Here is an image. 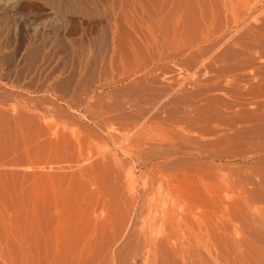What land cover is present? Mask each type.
Segmentation results:
<instances>
[{
    "label": "rangeland",
    "instance_id": "obj_1",
    "mask_svg": "<svg viewBox=\"0 0 264 264\" xmlns=\"http://www.w3.org/2000/svg\"><path fill=\"white\" fill-rule=\"evenodd\" d=\"M144 1L149 13L117 19L119 34L106 26L121 0L65 15L14 0L7 22L0 11V264H264V142L247 138L259 122L212 105L204 123L222 141L183 162L180 192L177 181L161 191L166 172L147 145L171 129L160 107H183L169 82L220 56L264 69V0ZM164 204L178 221L156 228ZM153 228L179 233L148 261Z\"/></svg>",
    "mask_w": 264,
    "mask_h": 264
},
{
    "label": "bare ground",
    "instance_id": "obj_2",
    "mask_svg": "<svg viewBox=\"0 0 264 264\" xmlns=\"http://www.w3.org/2000/svg\"><path fill=\"white\" fill-rule=\"evenodd\" d=\"M43 1H48L52 4L57 5L58 8H60L59 10H61L63 12V14L66 11L77 12L87 2V0H43ZM111 3H112V1H111ZM114 3H116V2H114ZM120 4L121 5L119 7L117 6L118 9H120L119 12H115V15L113 12H112V14H110L111 13L110 12V13H108L110 15H108V17H107L108 21H107L106 28H110L112 25V28H113L115 34H119V27H118L119 21L117 19L122 18V17L125 18L128 16V13H131V14H134L137 17V19L140 20L143 18V16L145 14L149 13L148 12L149 10L147 9V7L145 5L144 0H134L133 1L134 5H132V6L127 5V0H121ZM111 5H113V3ZM130 7L132 8V12H130ZM155 7H158V6L155 5ZM9 9H12L15 12L12 13V12H10ZM111 9H113V8H111ZM0 11L2 12L1 18L4 19L6 22L13 20L14 19L13 15H15V13L17 12L14 0H0ZM115 11H118V10L116 9ZM151 13H150L151 19L158 21V19L160 18L159 16L161 14L160 7L155 8L153 13L152 14ZM110 16L114 19H111ZM63 18H64V16H63ZM257 31H258V29H257ZM115 34L113 36V42H112V45H113L112 50L113 51L112 52L116 51V48H118V47H116V44L119 43V41H117V38L119 37V35H117L115 37ZM156 36L158 37V34H156ZM114 40H116V41H114ZM163 54H164V52H162V51H160L157 54V57H156L157 59L155 58L156 60L153 62L154 65L156 63L158 64V62L160 63L161 61L164 60ZM258 54L256 51V55H258ZM215 57H218V56H215ZM220 57H218V59H211L212 61H214L213 64H212V61H206L205 66L203 67V70L195 69L194 72L191 71L188 74L184 75L181 80H177V81H176V79L173 80V81H175L173 85L169 82V85H171L170 86L171 89L174 90L173 94H174L175 98L182 103L183 107L181 108L180 111H177L176 109H178V108L174 107L176 110V113H175V111L172 107H167V105L164 103L160 107L162 109V112L164 113V115L159 120L161 121V124L169 123V125L171 126V129H165V130L163 129L162 134H157V135L148 137V139L150 140L149 142H147V140H146L147 145H149L150 148H152L156 151V155H155V157L154 156L153 157L156 158L155 159L156 161H158V164H159L158 167L160 169L162 168L163 171L166 172V174H163L165 176V178L160 182V185H159L160 186L159 188H161V191L163 189H166L168 191L171 190L169 188L174 184L175 181H177V185H173V187L175 186L177 188L174 189L175 188L174 187L173 189L180 192L181 191V189H180L181 177L186 172L185 169L180 167L183 164V162L185 160L193 159V158L206 159V154L208 156V153H207L208 147L212 144L214 145V144L220 143L222 141V138H221L222 134L221 135L218 134V133H220L219 132L220 128L218 129L216 127H213V128H216V131H213V128H212L211 131H213V132L209 133L210 131L207 132V130L209 129L210 125H206L208 128L207 130H206V126H205V123L208 124V120L206 119V113H208V111L211 109L212 105H214V104L220 105V107H218V109L221 108L222 112H224L228 115H231L235 119H243L242 121H239V123L236 121L237 124H243L245 122H247V123H258L259 122L258 126L255 124H249L248 125L247 128H252V130L249 132L247 138L251 137L252 135H255L253 137L254 139L260 138L261 141L264 142V69L259 68V69L254 70L252 68L253 70L248 72L247 69H249L251 66H245V64H247V62L241 63V61L239 60V61H237L238 63H235L236 65H232L233 63H229L228 60H226L225 58L224 59L220 58ZM187 61H190V59H188V60L185 59L183 62L184 65L186 63H188ZM111 64H113L112 60H111ZM139 71H140V69H139ZM163 71H165V70H163ZM176 96H178V97H176ZM222 97L225 98L223 103H222ZM212 110L214 111V108H212ZM211 111H209V112H211ZM214 112H216V111H214ZM210 135H212V136L214 135V137L211 139ZM210 148H211V146H210ZM260 151L264 153V146L260 149ZM208 157H207V159H210ZM151 161H153V160H151ZM156 161H155V163H156ZM158 164H156V166ZM163 171H161V173ZM184 178H186V177H184ZM34 190H35L34 195L36 196L38 189L35 188ZM33 202H34V199H33ZM36 204H38V203H36ZM36 204H34V206ZM32 211H33L34 218H36L37 210L35 209V207H34V210H32ZM60 211L61 210L59 209L58 210L59 216H61ZM150 215L147 217L150 218ZM186 217H187V215H186ZM60 219H61V217H60ZM176 219H177V215L175 213L174 207H172V206L169 207V206H166V204H164V207H162L161 210H159V213L155 217L152 216L150 223L153 226H155V225H158V226L159 225H167L168 223H174V222L176 223ZM187 219H188V217H187ZM179 220H181V219H179ZM34 221H35V219H34ZM177 221H178V219H177ZM34 224H35V222H34ZM36 225H37V223L34 225L33 232L37 231V233L33 234V236H34L33 238L35 240H38V239H36V236H38V229H37L38 227ZM175 225L177 228V224H173V227ZM179 225H178V227H179ZM181 225H182V223H181ZM144 226H145V224H144ZM155 227L157 228V226H155ZM187 227H188V225H187ZM56 228H57V226H56ZM165 228H170V226L169 227L165 226ZM174 229H175V227H174ZM187 229H189V228H186V230ZM164 230H166V229H164ZM176 230L172 231V235H173L174 231H176ZM178 230H179V228H178ZM180 230H182V229H180ZM183 231H184V229H183ZM168 232L171 234L170 231H168ZM177 232L178 231H176L175 233H177ZM59 233H61V232H59ZM163 233H164L163 231L160 232L159 230H157L155 228H153L149 231L143 232V240H144L145 247H146L145 258L148 261H149L150 257L158 254L157 252H159V249L161 247V243L164 244L166 241L167 242L166 244H170L173 242L171 240H173L174 238H177V237H174L172 239V237H171L172 235L170 236L169 233H168L169 235H162ZM180 233H181V231H180ZM165 234H167V233H165ZM176 236H178V235L176 234ZM180 239H181V237H180ZM35 240H34V242H35ZM61 240H63V238H61ZM162 241H164V242H162ZM36 243L33 244L34 247H35ZM179 243H181V242H179ZM185 243H187V242L185 241ZM177 244H178V242H177ZM166 246H165V249H166ZM172 246H174L173 243H172ZM187 246H188V244H187ZM35 248H37V246ZM183 249H184V247H183ZM169 250H171V249H169ZM185 250H187V249H185ZM174 251H176V250H174ZM161 253H162V251H161ZM174 253L176 254L177 252H174ZM160 262H161V260H159V263Z\"/></svg>",
    "mask_w": 264,
    "mask_h": 264
}]
</instances>
